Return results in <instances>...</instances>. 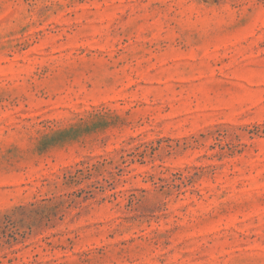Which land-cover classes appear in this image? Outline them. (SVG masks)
Segmentation results:
<instances>
[{
    "label": "rangeland",
    "instance_id": "1",
    "mask_svg": "<svg viewBox=\"0 0 264 264\" xmlns=\"http://www.w3.org/2000/svg\"><path fill=\"white\" fill-rule=\"evenodd\" d=\"M0 264H264V0H0Z\"/></svg>",
    "mask_w": 264,
    "mask_h": 264
}]
</instances>
